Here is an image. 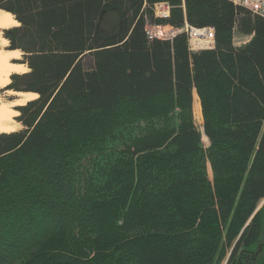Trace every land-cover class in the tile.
Returning <instances> with one entry per match:
<instances>
[{
    "label": "trees",
    "instance_id": "obj_1",
    "mask_svg": "<svg viewBox=\"0 0 264 264\" xmlns=\"http://www.w3.org/2000/svg\"><path fill=\"white\" fill-rule=\"evenodd\" d=\"M0 10L29 69L7 89L38 94L0 134V264H264L263 16L230 0ZM186 22L213 27L215 47L146 34Z\"/></svg>",
    "mask_w": 264,
    "mask_h": 264
},
{
    "label": "bare ground",
    "instance_id": "obj_2",
    "mask_svg": "<svg viewBox=\"0 0 264 264\" xmlns=\"http://www.w3.org/2000/svg\"><path fill=\"white\" fill-rule=\"evenodd\" d=\"M19 25V22L14 18L12 13L5 10L0 11V89L6 88L8 96L17 97L14 101H5L0 95V134L11 133L15 130L13 122L18 111L12 109V107L25 105L30 100L38 97V94L34 92H17L7 89L9 82H11L12 74L25 73L29 70L25 64L12 62V60L20 59L21 51L6 50L5 47L8 46L9 41L3 38L1 33L4 29ZM194 114L195 119H202L203 117L201 102L196 91L194 92ZM198 127L200 130H203V125H198ZM203 141L209 143L205 135ZM208 167L211 174V166L209 165Z\"/></svg>",
    "mask_w": 264,
    "mask_h": 264
},
{
    "label": "built area",
    "instance_id": "obj_3",
    "mask_svg": "<svg viewBox=\"0 0 264 264\" xmlns=\"http://www.w3.org/2000/svg\"><path fill=\"white\" fill-rule=\"evenodd\" d=\"M236 5L246 7L264 17V0H230ZM157 18L168 20L171 17L172 6L168 2H158L153 6ZM185 31L189 36L190 49H213L216 45L215 29L213 27L196 28L185 24L182 28L170 25L146 24V34L149 39H173L178 32Z\"/></svg>",
    "mask_w": 264,
    "mask_h": 264
},
{
    "label": "rangeland",
    "instance_id": "obj_4",
    "mask_svg": "<svg viewBox=\"0 0 264 264\" xmlns=\"http://www.w3.org/2000/svg\"><path fill=\"white\" fill-rule=\"evenodd\" d=\"M188 25H189V23H187ZM11 28H13V27H11ZM11 28H9V29H11ZM5 30H7V29H4V30H2L1 31V33H2V36H3V38H5V39H7L6 37H5V34H4V31ZM183 32V31H182ZM178 33H180V32H178ZM177 33V34H178ZM251 39V36H246V37H236L235 38V42H236V44L237 45H241V44H243V43H246L247 41H249ZM8 40V39H7ZM9 41V40H8ZM9 46H10V41H9V43H8V46L7 47H5V49L6 50H8L9 49ZM206 49H208V48H206ZM199 50H205V49H199ZM199 50H196V51H199ZM22 59V52H21V56H20V59H16V60H14L15 62H17V63H19V61ZM86 65H87V67H89L90 65H91V58L90 57H88V58H86ZM9 84H10V82H9ZM8 84V85H9ZM0 95L4 98V100L5 101H14V100H16L17 99V97H11V96H8V94H7V91H6V88H4V89H0ZM20 106V105H19ZM19 106H17V107H12V109H14V110H16V111H18L17 110V108L19 107ZM18 116H20V112L18 111V114H17V116H15L14 117V122H13V125L15 126V130L14 131H19V130H21V129H23V126H22V124L17 120V117ZM194 117H195V114H194ZM195 120H197L196 121V123H198V125L200 126V125H203V123H204V119H203V117H202V119H195ZM204 144L206 145H208L209 143H207V142H204ZM209 166V165H208ZM208 172H209V167H208ZM209 176L211 177V179H212V170H211V174H210V172H209ZM264 204V201L260 204V206H259V209L262 207V205ZM258 209V210H259ZM224 264H226V261L224 262ZM249 264H251V263H249Z\"/></svg>",
    "mask_w": 264,
    "mask_h": 264
},
{
    "label": "water",
    "instance_id": "obj_5",
    "mask_svg": "<svg viewBox=\"0 0 264 264\" xmlns=\"http://www.w3.org/2000/svg\"><path fill=\"white\" fill-rule=\"evenodd\" d=\"M1 11V10H0ZM8 50H11V49H8ZM16 60V59H15ZM12 62H14V63H17V62H15L14 60H12ZM17 107V106H16Z\"/></svg>",
    "mask_w": 264,
    "mask_h": 264
},
{
    "label": "flooded vegetation",
    "instance_id": "obj_6",
    "mask_svg": "<svg viewBox=\"0 0 264 264\" xmlns=\"http://www.w3.org/2000/svg\"><path fill=\"white\" fill-rule=\"evenodd\" d=\"M252 264V263H251Z\"/></svg>",
    "mask_w": 264,
    "mask_h": 264
}]
</instances>
